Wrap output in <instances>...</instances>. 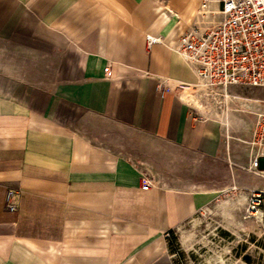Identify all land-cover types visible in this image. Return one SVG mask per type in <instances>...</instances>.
I'll return each mask as SVG.
<instances>
[{"label":"crops","instance_id":"1","mask_svg":"<svg viewBox=\"0 0 264 264\" xmlns=\"http://www.w3.org/2000/svg\"><path fill=\"white\" fill-rule=\"evenodd\" d=\"M207 1L0 0V264H174L200 162L243 157L256 119L189 93L173 45Z\"/></svg>","mask_w":264,"mask_h":264},{"label":"built area","instance_id":"2","mask_svg":"<svg viewBox=\"0 0 264 264\" xmlns=\"http://www.w3.org/2000/svg\"><path fill=\"white\" fill-rule=\"evenodd\" d=\"M209 1V0H208ZM207 1V2H208ZM218 9L203 10L202 20L182 32L173 48L193 68L197 82L195 90L207 98L219 97L220 104L227 106L233 99H244L228 91L231 85L264 87V0H216ZM206 3L204 4V6ZM218 14V19L213 18ZM160 38L147 36L149 47ZM110 75L109 66L104 68ZM259 149L251 156L246 170L264 180V111L256 113L252 128V139L245 141ZM142 189L154 186L149 175L140 178ZM238 189L237 186H233ZM15 191L6 194V206L16 210L13 201ZM243 216L264 224V186L247 189ZM163 236L172 240L171 231Z\"/></svg>","mask_w":264,"mask_h":264},{"label":"rangeland","instance_id":"3","mask_svg":"<svg viewBox=\"0 0 264 264\" xmlns=\"http://www.w3.org/2000/svg\"><path fill=\"white\" fill-rule=\"evenodd\" d=\"M228 91L244 98L228 102L233 113L250 118L264 111V87L231 85ZM189 93L206 109L213 106L221 113L225 108L219 97L207 98L195 89ZM249 135L248 141L252 139V133ZM250 147L243 157L228 159L229 150L236 153L237 148H224L226 159L221 156L200 162L199 185L213 196L175 229L168 247L174 264H264V224L243 216L246 186H264L262 178L246 171L247 157L259 151Z\"/></svg>","mask_w":264,"mask_h":264},{"label":"bare ground","instance_id":"4","mask_svg":"<svg viewBox=\"0 0 264 264\" xmlns=\"http://www.w3.org/2000/svg\"><path fill=\"white\" fill-rule=\"evenodd\" d=\"M206 8H207V3H206V5L204 6L203 10L206 9ZM198 106H199V105H198Z\"/></svg>","mask_w":264,"mask_h":264},{"label":"water","instance_id":"5","mask_svg":"<svg viewBox=\"0 0 264 264\" xmlns=\"http://www.w3.org/2000/svg\"><path fill=\"white\" fill-rule=\"evenodd\" d=\"M263 167H264V162H263Z\"/></svg>","mask_w":264,"mask_h":264}]
</instances>
